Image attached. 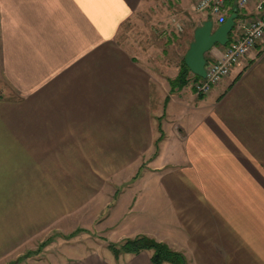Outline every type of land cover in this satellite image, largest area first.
I'll list each match as a JSON object with an SVG mask.
<instances>
[{"label": "crops", "instance_id": "1", "mask_svg": "<svg viewBox=\"0 0 264 264\" xmlns=\"http://www.w3.org/2000/svg\"><path fill=\"white\" fill-rule=\"evenodd\" d=\"M195 2L0 0V75L17 94L0 98V264L54 227L92 226L109 200L101 231L149 236L186 264H264V41L206 95L194 93L192 72L169 94L209 18ZM165 9L201 21L180 39L153 31L163 42L155 59L149 44L119 41L138 14ZM27 264L153 263L147 251L92 250Z\"/></svg>", "mask_w": 264, "mask_h": 264}, {"label": "rangeland", "instance_id": "2", "mask_svg": "<svg viewBox=\"0 0 264 264\" xmlns=\"http://www.w3.org/2000/svg\"><path fill=\"white\" fill-rule=\"evenodd\" d=\"M172 15H176V17L179 19L178 20L175 16H173V18L177 22L175 24L176 26L170 19ZM166 19L167 23L164 22ZM200 21L201 18L197 16V14L189 12L176 13L175 9H165V11L157 10L150 14L149 11H146L143 14H138L137 17L133 18L131 21L121 27L119 31V41L127 46L129 44L131 48L134 46L142 47L149 44L150 48H152L154 51V54L150 55L153 59H155V53L157 55L160 54V48L163 46V42H160L157 34L160 35L161 33L165 32L167 37H171L174 34L178 39H180L181 36L187 34V31L191 30V28ZM153 31L157 32V34H155ZM167 51L169 53V58L171 51ZM176 57H178V59H174V62H170V64L168 65L167 69L168 74L170 75L177 70V66L180 63L181 54L176 55ZM170 93L172 92L169 91V94ZM6 96L10 98L13 96H17V94L2 78V75H0V98H6ZM154 151L155 149L153 148L150 155H146L141 159V163H143V166L139 171L140 174H143V171L149 168L148 162L151 157L154 156ZM124 186L125 185H121L120 190ZM114 203L115 200H109L103 213L96 217L97 219H95L92 226H87L85 223V225L78 224V226H75V228L71 226L68 228L54 227L53 229L47 231L45 234L41 235L38 241L34 243V245H32L31 247H25L23 250L15 253L4 264L15 261L17 259L19 260H17V262L13 264H27L32 260H39L43 258L47 260L49 257L59 258V256L65 255L69 258L70 256H73L75 254L90 252L92 250H99L102 252L106 250L110 252L107 248V243L109 241L119 243L126 238H132L136 236L133 233L134 231L125 230V233H122L123 231H119L116 228L108 230L107 232L101 231L98 223H100L102 219L107 217L106 215L109 212V209L114 205ZM121 236H124L125 238H122Z\"/></svg>", "mask_w": 264, "mask_h": 264}, {"label": "built area", "instance_id": "3", "mask_svg": "<svg viewBox=\"0 0 264 264\" xmlns=\"http://www.w3.org/2000/svg\"><path fill=\"white\" fill-rule=\"evenodd\" d=\"M249 2L250 0H235L233 8L236 9L238 21L236 31H233L219 56L205 63V77L193 80L192 87L197 96L209 93L258 43L264 41V0L257 1V12L252 17L244 12ZM195 9L218 24L223 23L230 12L225 0H196Z\"/></svg>", "mask_w": 264, "mask_h": 264}, {"label": "trees", "instance_id": "4", "mask_svg": "<svg viewBox=\"0 0 264 264\" xmlns=\"http://www.w3.org/2000/svg\"><path fill=\"white\" fill-rule=\"evenodd\" d=\"M234 2L235 0H225V4L229 6L231 12L233 11ZM235 20H237V17ZM234 27L235 24L233 28ZM189 72L190 71L185 65L183 57L179 66L178 74L174 78L168 79L170 87L169 91L173 92L174 90L181 89L183 86H185L189 82ZM194 78L197 79L199 78V76L194 75ZM167 100L168 96L165 98V102ZM157 128L160 135L155 140V151L153 155L157 153L158 142L162 139L163 136L160 124H158ZM107 248L111 251L114 257H118L120 254H138L141 251H147L149 253V259L153 264H186L185 256L181 252L173 250L164 242L157 241L154 238L143 234L136 235L132 238H126L119 243L109 241L107 243ZM17 260L9 262L8 264H13L17 262Z\"/></svg>", "mask_w": 264, "mask_h": 264}, {"label": "water", "instance_id": "5", "mask_svg": "<svg viewBox=\"0 0 264 264\" xmlns=\"http://www.w3.org/2000/svg\"><path fill=\"white\" fill-rule=\"evenodd\" d=\"M236 19V9L228 15L223 23L213 27L212 18L195 28L193 41L189 44L184 55V63L194 75L205 77V54L213 46H224L228 42V35L232 30Z\"/></svg>", "mask_w": 264, "mask_h": 264}]
</instances>
